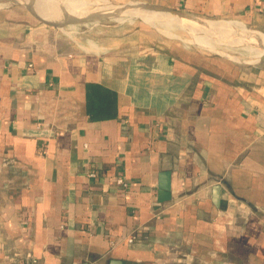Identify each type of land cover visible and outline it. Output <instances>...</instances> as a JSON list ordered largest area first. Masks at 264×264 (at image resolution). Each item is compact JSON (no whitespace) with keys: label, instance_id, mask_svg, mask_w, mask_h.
I'll return each instance as SVG.
<instances>
[{"label":"crops","instance_id":"1","mask_svg":"<svg viewBox=\"0 0 264 264\" xmlns=\"http://www.w3.org/2000/svg\"><path fill=\"white\" fill-rule=\"evenodd\" d=\"M22 1L45 21L63 19L46 8L55 1ZM63 2L74 15L99 6ZM144 3L170 21L175 9L264 35V0L130 5ZM104 6L96 11L116 9ZM255 68L175 45L65 51L0 7V264L29 255L37 264H264V71ZM164 173L169 199L158 203Z\"/></svg>","mask_w":264,"mask_h":264},{"label":"rangeland","instance_id":"2","mask_svg":"<svg viewBox=\"0 0 264 264\" xmlns=\"http://www.w3.org/2000/svg\"><path fill=\"white\" fill-rule=\"evenodd\" d=\"M49 1H55L54 6L52 7V3H49L46 8L51 10L55 7L54 11L56 12L54 14H57L56 16H58V13L61 14L63 18L61 22L45 21L38 15L36 10L30 9V3L20 4V2H23L22 0L17 1V3L12 0H0V7L14 8L26 15L32 25L47 30L49 38L61 44L65 51L107 54L114 52L135 53L150 50L155 46L175 45L176 47H186L201 52L210 59L220 61L224 65L241 69L251 66L264 71V58L260 59L264 56V46H262L264 45V41H262L264 35L251 31V35L257 37L256 42L260 45L254 41H252V44L237 43L236 40L233 41L235 39L234 35H246L249 32L241 31L239 33L240 31H238L237 33L234 27L223 24L224 28L212 22H207V20L219 22L220 19L194 17V19L206 20L203 22L208 23V26H218H214L216 28L214 34L213 31L210 33L202 30L198 24L191 22L192 19L190 21L187 16L181 15L182 12L179 10L170 9V12L175 14L174 18L171 16V20L173 18L175 21L177 16L181 21L188 23L184 24L185 26L178 23V19L175 22L170 21L167 14L154 13L156 8L147 3L141 4L144 7L141 6L142 9L133 12L134 8L130 5L133 0H83L84 2L98 1L97 4H99L96 9L85 15L70 14L65 5L63 6L64 0ZM104 1L107 2L104 3ZM60 2H62V5ZM104 5H110L118 10L116 12H109V10L96 11L106 7ZM143 8H146V10H143ZM142 15H150L151 17L146 20ZM80 20L83 22H76H80ZM247 29L249 28L247 27ZM216 31L218 32L216 33ZM224 33L231 35V37L222 38L221 36ZM259 78L264 79L262 76H259Z\"/></svg>","mask_w":264,"mask_h":264},{"label":"bare ground","instance_id":"3","mask_svg":"<svg viewBox=\"0 0 264 264\" xmlns=\"http://www.w3.org/2000/svg\"><path fill=\"white\" fill-rule=\"evenodd\" d=\"M70 2H72V1H70ZM79 2H80V0H79ZM74 4V3H73ZM76 5V4H75ZM74 6V5H73ZM55 8V7H54ZM54 8H53V10H54ZM104 8H106V7H104ZM40 9V8H39ZM158 10H160V9H156L154 12H157ZM135 11H136V9H135ZM134 12V11H133ZM139 13V12H138ZM52 14V13H51ZM110 14V13H109ZM45 15V14H44ZM151 15H153V14H151ZM143 16V18L144 19H149L151 16L150 15H142ZM173 17V16H172ZM174 18V17H173ZM173 18H172V20H173ZM178 18H177V16H176V20H177ZM175 20V21H176ZM179 21H178V23H180V24H182V25H184V24H188V23H186V22H184V21H181V19H178ZM193 21H191V18H190V21L191 22H194V23H196V24H198V26L202 29V30H206V31H208V32H210L211 33V31H213L212 33H214L215 34V32H214V30H216V28L214 27V26H216V25H214V26H208V23H206V22H203V21H198V20H194V19H192ZM174 21V20H173ZM174 21V22H175ZM213 24H217V23H214V22H212ZM224 24V23H223ZM218 26H220V27H224L223 25H221V24H217ZM226 25V24H225ZM185 26V25H184ZM187 26V25H186ZM218 26H216V27H218ZM197 28V27H196ZM225 28V27H224ZM200 29V30H201ZM218 31H216V33H217ZM244 32H249V31H244ZM237 33H238V31H237ZM239 33H241V31L239 32ZM228 36H230L231 37V35H229V34H226V33H224L221 37L222 38H224V37H228ZM242 36V37H241ZM234 37H235V39L233 40V41H235V42H239V43H243V44H252V41H254V42H256L257 40V37H254V35H251V32H249V34H246V35H244V34H237L236 36L234 35ZM239 37V38H238ZM260 38V37H259ZM262 41H264V40H262ZM196 43V42H195ZM256 43H258V42H256ZM256 43H254V44H256ZM197 44V43H196ZM259 44V43H258ZM201 45V44H200ZM260 45V44H259ZM262 46H264V45H262Z\"/></svg>","mask_w":264,"mask_h":264},{"label":"water","instance_id":"4","mask_svg":"<svg viewBox=\"0 0 264 264\" xmlns=\"http://www.w3.org/2000/svg\"><path fill=\"white\" fill-rule=\"evenodd\" d=\"M14 3H17L14 2ZM19 3V2H18ZM23 2H20V4H22ZM118 9H115L114 12H116ZM194 18V17H192ZM77 23H82L83 21L80 20L76 21ZM264 58V56H262L260 59ZM169 191H170V181H169V173H164L161 177V181L159 183V194H158V203H162L165 202L169 199Z\"/></svg>","mask_w":264,"mask_h":264},{"label":"built area","instance_id":"5","mask_svg":"<svg viewBox=\"0 0 264 264\" xmlns=\"http://www.w3.org/2000/svg\"><path fill=\"white\" fill-rule=\"evenodd\" d=\"M90 176H93V174H90ZM116 183L118 185L122 186V187H126L127 186V184L123 181V179H120V178L116 180ZM131 241L132 240L129 239V242H131ZM24 264H37V261H36V259L34 257L29 255V256H27V260H26V262Z\"/></svg>","mask_w":264,"mask_h":264}]
</instances>
